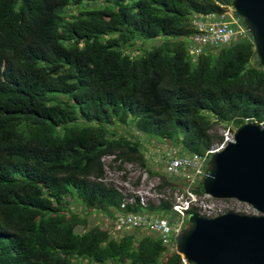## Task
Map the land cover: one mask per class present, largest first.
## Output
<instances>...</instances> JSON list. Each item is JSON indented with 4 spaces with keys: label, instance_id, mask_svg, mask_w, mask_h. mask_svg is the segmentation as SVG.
Returning <instances> with one entry per match:
<instances>
[{
    "label": "trees",
    "instance_id": "trees-1",
    "mask_svg": "<svg viewBox=\"0 0 264 264\" xmlns=\"http://www.w3.org/2000/svg\"><path fill=\"white\" fill-rule=\"evenodd\" d=\"M231 2L0 0V264H187L153 233L114 237L70 206L113 222L128 213L172 221L176 187L147 167L142 139L202 156L222 140L219 125L264 127V68L248 33L195 60L188 52L193 17L220 16ZM160 36L137 58L120 49ZM109 156L110 169L158 177L165 197L122 208L106 181Z\"/></svg>",
    "mask_w": 264,
    "mask_h": 264
},
{
    "label": "water",
    "instance_id": "water-1",
    "mask_svg": "<svg viewBox=\"0 0 264 264\" xmlns=\"http://www.w3.org/2000/svg\"><path fill=\"white\" fill-rule=\"evenodd\" d=\"M231 6L264 68V0H232ZM199 189L247 204L258 215L190 214L175 239L176 252L187 264H264V128L240 124L233 142L210 157Z\"/></svg>",
    "mask_w": 264,
    "mask_h": 264
},
{
    "label": "built area",
    "instance_id": "built-area-1",
    "mask_svg": "<svg viewBox=\"0 0 264 264\" xmlns=\"http://www.w3.org/2000/svg\"><path fill=\"white\" fill-rule=\"evenodd\" d=\"M192 24L196 27L197 33L190 37V44L188 46V52L192 59L195 60L205 49L210 51L218 50L233 42L247 39V32L245 27L239 26L238 21H230L222 15L217 16L215 14H208L205 16L195 15L192 20ZM232 26H236L233 28ZM264 128V127H262ZM233 131L230 128H225L221 132L222 140L210 147L204 155H183L177 156V151L171 150L173 156L167 158L168 163L165 164L164 170L168 176L178 177L187 182V187L184 190L175 189L177 193H174L173 204L171 211L177 215L178 222L171 223L165 217L145 215V214H118L114 221V231L116 233L128 231L130 229L145 230L146 232L156 235L161 243L165 246H175V239L181 232L185 221L189 217V211L191 209L196 210L199 216L204 218H214L216 216L225 213H235L239 215L255 216L258 213L252 209L253 212L248 213L245 211H239L240 205H247L236 200L226 199H214L204 193H195L194 185L200 183L206 175L208 162L210 157L222 151L229 143L233 142ZM110 162L113 157H107ZM104 161V159H103ZM109 162V163H110ZM128 165V166H127ZM124 165L122 171H118L114 168L110 169L109 165H105L109 175H114L117 179L115 182L107 177L106 181L111 182L113 186L124 196V203L121 205L123 208L125 204L132 203L134 196L139 198L140 204L145 206L147 204V198L142 191L135 189L133 183L131 185V168L132 165ZM115 172V173H111ZM141 181H143V176ZM125 177V179H123ZM137 176V177H138ZM119 179V181H118ZM137 179V178H136ZM140 181V184H141ZM156 183L153 192H155V198L158 200L164 198V194L156 192ZM138 187V186H137ZM153 187V186H152ZM199 187V186H198ZM232 204V205H229ZM249 206V205H248ZM187 216V218H185Z\"/></svg>",
    "mask_w": 264,
    "mask_h": 264
},
{
    "label": "rangeland",
    "instance_id": "rangeland-1",
    "mask_svg": "<svg viewBox=\"0 0 264 264\" xmlns=\"http://www.w3.org/2000/svg\"><path fill=\"white\" fill-rule=\"evenodd\" d=\"M84 5L86 6V8H90L91 4L88 2H85ZM82 5L73 7L72 9L68 8L66 10V15L67 17H70L72 15H77L78 12H81ZM223 17L227 18L228 20L232 21H238L239 22V26L244 27V24L242 22V20L235 15L234 11L232 8H225V12L222 14ZM233 28H235L236 26H232ZM248 36V35H247ZM249 37V36H248ZM139 38V37H138ZM165 37L160 36L158 38L155 39H144V38H139V40L134 41V44L132 45H124L122 46L120 49L123 53H125L126 55L132 56V57H140L142 56L145 51H149L151 50L153 47L159 45L160 43L164 42ZM188 44H190V42H188ZM228 127V129L231 127L233 129V133L235 128H233L232 126H217V131L219 134H221L223 128ZM230 128V130H232ZM115 130L118 134H128V130L132 131L133 129H131L130 126H120V125H116L115 126ZM152 139H154L153 141L149 142V141H145L144 139H142V152L144 154L145 160H146V165L149 169L155 171L158 173V177L159 176H163V177H168L169 181L177 188L180 189L181 191L184 190L187 187V182L181 180L178 177H173V176H168L165 171H164V167L165 164L167 162V158L169 156H173V152H171L169 154V152L172 149H168L165 148L164 143L162 142L161 139L157 138V137H152ZM177 148V147H176ZM176 150V149H173ZM177 151V150H176ZM110 160L105 157L104 158V164L107 166L109 164ZM128 166V165H127ZM107 171V169H106ZM131 185L133 186V183L136 181L137 176L140 174H144L143 176V181H141V184L138 187H134L137 190L142 191V194H145L147 200H152L153 202H157L158 199L155 198V192H153V189L156 185V183H158V177L155 178H148V174L146 171H141L138 167L133 166V168H131ZM111 173H115V172H111ZM107 177L112 179L114 182L117 180L114 175H109L108 171H107ZM119 181V179H118ZM200 185V183L194 185V187H198ZM153 186V187H152ZM174 193H177L175 190L173 191V196ZM232 205V204H229ZM71 210L73 212H76L78 214H80L81 216H85V214H87V218L89 221V227L92 226H99L102 229H107L110 228L112 231V236L114 237H118L119 234L121 233H116L114 231V222L110 221L105 215H103L102 213H97V212H88L86 209H83V207L81 205H76V204H71L70 206ZM239 211H245L248 213L253 212L252 208L248 205H240L239 206ZM167 216L172 220L170 221L168 218V220L171 223H175L178 222V217L176 214H174V212H170L167 214ZM187 218V216L185 217ZM186 222V221H185ZM113 225V226H112ZM145 230L141 229L140 230H135V229H130L128 230V233L130 234H139L143 235V234H147L144 232ZM116 233V234H115ZM176 251L175 246H169L168 251L165 255H169L170 253H172L173 251Z\"/></svg>",
    "mask_w": 264,
    "mask_h": 264
}]
</instances>
